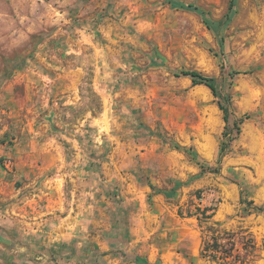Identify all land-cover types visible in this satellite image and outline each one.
<instances>
[{"label":"rangeland","instance_id":"obj_1","mask_svg":"<svg viewBox=\"0 0 264 264\" xmlns=\"http://www.w3.org/2000/svg\"><path fill=\"white\" fill-rule=\"evenodd\" d=\"M242 198L264 206V0H0V264H219L195 205L264 264Z\"/></svg>","mask_w":264,"mask_h":264},{"label":"trees","instance_id":"obj_2","mask_svg":"<svg viewBox=\"0 0 264 264\" xmlns=\"http://www.w3.org/2000/svg\"><path fill=\"white\" fill-rule=\"evenodd\" d=\"M234 4V1H233ZM174 6L186 10L195 11L204 17L206 24L215 31L220 29V26L209 18H206L202 9L194 5H184L181 3H173ZM229 16L227 23L231 20ZM178 77L184 76L192 79L195 85H205L212 93L217 96L218 89L214 79L198 72V71H182L177 74ZM232 99L224 97L219 102L220 110L224 114L225 128L223 132V144L221 146L220 160L229 151L231 144L241 134V125L244 119L231 121V106ZM204 169V166H203ZM211 173H220V168H205ZM197 199H202V191L196 192ZM242 203L255 212H264V206H256L254 201H248L242 198ZM215 207L196 206L194 209L187 210V216L195 217L199 222V227L202 232V244L199 256L203 260H209L219 264H251L252 258L255 257L258 247L255 238L247 230L239 228L236 231L225 230L220 223L214 222ZM179 214L183 215L182 210Z\"/></svg>","mask_w":264,"mask_h":264},{"label":"crops","instance_id":"obj_3","mask_svg":"<svg viewBox=\"0 0 264 264\" xmlns=\"http://www.w3.org/2000/svg\"><path fill=\"white\" fill-rule=\"evenodd\" d=\"M49 225V224H48ZM45 227V226H44ZM45 239H46V237H45ZM53 242H54V239H53Z\"/></svg>","mask_w":264,"mask_h":264}]
</instances>
